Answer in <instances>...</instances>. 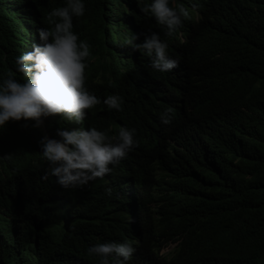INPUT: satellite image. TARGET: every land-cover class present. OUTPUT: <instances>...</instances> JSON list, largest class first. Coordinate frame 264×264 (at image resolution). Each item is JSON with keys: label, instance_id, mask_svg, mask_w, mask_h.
Segmentation results:
<instances>
[{"label": "trees", "instance_id": "1", "mask_svg": "<svg viewBox=\"0 0 264 264\" xmlns=\"http://www.w3.org/2000/svg\"><path fill=\"white\" fill-rule=\"evenodd\" d=\"M203 1L207 6L195 8ZM150 2L85 0V14L73 18V30L90 45L85 85L101 101L91 109L94 127L110 136L121 126L137 130L138 145L111 173L64 189L54 176L45 178L41 158L30 165L5 159L3 149L38 153L42 136L59 139L57 129L78 128L59 114L39 128L31 119L0 128V174L8 176L0 184V264H98L86 249L106 241L133 244L139 253L129 264H202L233 256L240 244L262 248L264 0H175L189 16L172 35L140 11ZM63 4L0 0V78L11 72L19 79L14 61L29 42L30 24L47 27L48 13ZM195 11L205 13L198 32L191 24ZM136 13L179 61L171 73L151 69L142 53L133 63L128 41ZM111 94L123 98L122 110L103 104ZM169 108L172 120L163 124L160 114ZM172 141L180 162L151 169ZM155 169L159 180L145 192L143 176ZM20 173L30 177L27 188ZM180 237L187 250L161 255Z\"/></svg>", "mask_w": 264, "mask_h": 264}, {"label": "clouds", "instance_id": "2", "mask_svg": "<svg viewBox=\"0 0 264 264\" xmlns=\"http://www.w3.org/2000/svg\"><path fill=\"white\" fill-rule=\"evenodd\" d=\"M205 6L207 2L203 1L202 5L195 8ZM85 11V0H64L63 6L55 7L48 13L47 27L37 29L30 24L35 30L30 31L29 27V42L14 61L19 79L11 72L0 78V128L10 120L21 119H31L34 121L33 127L39 128L44 118L57 114L68 121L77 122L78 128L57 129L56 137L59 139L42 136L39 141L41 153L37 150L38 153L13 155L10 150L3 149L5 159L13 163L30 165L41 158L48 164L45 178L47 175L54 176L56 183L64 189L83 188L96 178H103L138 145L135 128L121 126L115 135L110 136L109 129L98 130L92 123L91 109L101 101L85 85V69L91 58L90 45L73 30V18L82 17ZM140 11L153 17L157 24L166 29L167 35H172L182 24V18L189 16L185 7L176 4L175 0H151ZM204 16L202 11H195L193 14L191 24L196 32L205 26ZM134 21L132 37L128 41L132 46L133 63L144 59L141 56L143 54L151 58V69L171 73L178 67L179 61L169 56L168 43L158 33L149 32L147 22L140 14L136 13ZM109 86H114L111 80ZM103 104L108 109L120 111L123 98L118 94L107 95ZM171 112L169 108L160 114L161 123L171 122ZM244 140L247 137L242 139ZM171 144V149L160 152L155 157L151 169L158 162L170 167L176 161L180 162L176 153L178 146L173 141ZM159 172L160 169H155L143 176L145 192L150 182L156 181L155 177L159 180ZM18 177L22 182L21 188H27L30 177L25 173H20ZM6 180L8 176L0 174V184ZM131 183L135 187L136 180ZM154 209L157 210L158 206ZM200 238H205V234L201 233ZM185 241L186 238L182 237L171 240V244L161 255L170 254L176 249L179 253L187 250ZM135 251L136 248L127 240L97 242L86 249L87 255L97 258L98 264H129L133 255L135 257L139 253ZM202 264H264V242L261 249L240 244L233 256L208 257Z\"/></svg>", "mask_w": 264, "mask_h": 264}, {"label": "rangeland", "instance_id": "3", "mask_svg": "<svg viewBox=\"0 0 264 264\" xmlns=\"http://www.w3.org/2000/svg\"><path fill=\"white\" fill-rule=\"evenodd\" d=\"M197 26H198V23H197ZM31 30H33V32H34V30H35L34 27L30 26V31ZM30 48H31V45L28 46V50H30Z\"/></svg>", "mask_w": 264, "mask_h": 264}, {"label": "bare ground", "instance_id": "4", "mask_svg": "<svg viewBox=\"0 0 264 264\" xmlns=\"http://www.w3.org/2000/svg\"><path fill=\"white\" fill-rule=\"evenodd\" d=\"M155 186V185H154Z\"/></svg>", "mask_w": 264, "mask_h": 264}]
</instances>
